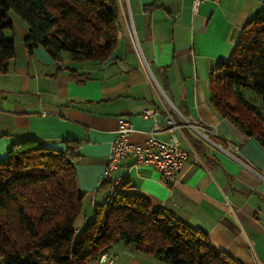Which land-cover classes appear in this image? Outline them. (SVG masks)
<instances>
[{"label":"crops","instance_id":"1","mask_svg":"<svg viewBox=\"0 0 264 264\" xmlns=\"http://www.w3.org/2000/svg\"><path fill=\"white\" fill-rule=\"evenodd\" d=\"M114 1L122 32L117 50L104 62L66 55L57 62L42 46L30 54L24 44L28 27L11 12L13 28L5 34L15 38L16 55L11 70L0 74V159L23 139L62 150L65 140L78 141L77 182L86 194L89 219L93 204L107 194L98 188L118 118L131 121L130 138L138 143L151 130L167 140L170 115L178 122L186 119L210 140L190 126L175 131L184 149L193 146L191 138L201 149H195L197 156L189 158L174 184L126 156L107 177L115 182L109 193L128 180V191L201 228L218 250L243 264H264V146L209 102L210 70L229 57L243 27L264 9V0H206L196 12L193 0ZM68 69L90 78L78 82ZM147 109L158 114L144 117ZM110 261L167 264L121 243L90 264Z\"/></svg>","mask_w":264,"mask_h":264},{"label":"trees","instance_id":"2","mask_svg":"<svg viewBox=\"0 0 264 264\" xmlns=\"http://www.w3.org/2000/svg\"><path fill=\"white\" fill-rule=\"evenodd\" d=\"M11 12L28 27L30 54L42 46L57 62H104L117 50L122 32L114 0H0V74L11 70L15 38ZM78 82L89 73L68 69ZM213 109L264 146V111L244 97L252 90L264 104V9L243 27L229 57L209 72ZM195 149L200 142L191 138ZM48 148L37 139L12 143L0 159V264H90L117 244L167 264H243L218 250L208 234L164 208L132 193L122 179H103L106 197L85 216L86 194L78 188L76 161L80 143Z\"/></svg>","mask_w":264,"mask_h":264},{"label":"built area","instance_id":"3","mask_svg":"<svg viewBox=\"0 0 264 264\" xmlns=\"http://www.w3.org/2000/svg\"><path fill=\"white\" fill-rule=\"evenodd\" d=\"M204 1L206 0H193V10L196 12ZM134 41L138 45L139 41L135 33ZM157 114L153 109H147L143 112L144 117ZM186 126L192 127L196 132L210 140L203 133V129L200 126L191 124L186 119L178 122L173 115H170L165 126L171 131V135L167 140L158 137L156 135L157 130H151L144 142H134L130 138L131 133L134 131L133 124L128 118L119 117L116 137L112 142L111 153L103 172L102 180L111 175L121 160L126 156H132L135 166H151L161 173L165 184H174L189 158L197 156L195 148L191 145L189 149H184L181 146V139L175 134V131L181 130ZM235 148L237 149V147ZM110 264L114 263L110 261Z\"/></svg>","mask_w":264,"mask_h":264},{"label":"rangeland","instance_id":"4","mask_svg":"<svg viewBox=\"0 0 264 264\" xmlns=\"http://www.w3.org/2000/svg\"><path fill=\"white\" fill-rule=\"evenodd\" d=\"M13 13L15 14V16L17 18H19L15 12H13ZM244 97L249 102H251L253 105L257 106L258 108H261L264 111V104H263L262 100L260 99V97L258 95H256L254 91L245 90L244 91ZM85 214H86V211H85ZM84 218H86V216H84V215L80 217V219L78 221V226H82Z\"/></svg>","mask_w":264,"mask_h":264}]
</instances>
